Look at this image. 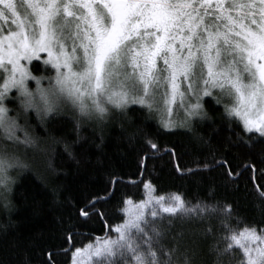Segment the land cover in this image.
Listing matches in <instances>:
<instances>
[{
  "label": "snow or ice",
  "instance_id": "6c2138e0",
  "mask_svg": "<svg viewBox=\"0 0 264 264\" xmlns=\"http://www.w3.org/2000/svg\"><path fill=\"white\" fill-rule=\"evenodd\" d=\"M33 61L55 74L35 75ZM205 97L223 104L229 127L264 137V0H0V204L10 210L11 173L26 167L10 145L34 143L31 119L43 125L71 107L78 131L80 117L105 121L138 104L170 129L177 98L186 114L181 126L210 119ZM236 135L237 143L244 139ZM225 171L237 175L230 164ZM141 183L147 199H124L122 222L109 225L115 235L75 247L71 264H195L194 252L164 241L174 221L212 218L220 232L211 246L216 264H264V226L239 227L230 204L190 205L179 194L153 195L151 183ZM98 199L79 215L107 223ZM67 231L71 241L72 227ZM48 261L57 264L51 252Z\"/></svg>",
  "mask_w": 264,
  "mask_h": 264
},
{
  "label": "trees",
  "instance_id": "16d2710c",
  "mask_svg": "<svg viewBox=\"0 0 264 264\" xmlns=\"http://www.w3.org/2000/svg\"><path fill=\"white\" fill-rule=\"evenodd\" d=\"M30 68L37 75L54 72L41 61H33ZM205 109L210 119H192L170 129L162 127L159 115L150 116L146 106L138 104L129 105L126 116L116 112L105 121L80 117L78 131L74 118L78 115L72 112L53 116L43 125L31 119L38 149L15 150L26 167L14 177L10 210L0 204V264H49V252L57 264H70L75 247L106 233L115 235L109 225L122 222V201L145 197L141 181L151 183L156 196L179 194L190 205L230 204L234 222L238 219L241 228L264 226V197L260 196L264 137L243 133L236 124L229 127L224 107L211 97H205ZM238 132L244 139L237 143ZM149 139L158 144L157 149L150 148ZM65 144L70 145L68 151ZM223 160L237 175L227 176L229 164L220 166ZM177 164L183 171L177 170ZM93 197L102 198L96 207L105 212L107 223L97 216L79 215ZM217 225L216 218L174 221L164 242L194 252L195 264H216L211 246L220 235ZM209 226L214 229L211 235L204 231ZM69 227L71 241L67 240ZM178 232L183 235L174 240Z\"/></svg>",
  "mask_w": 264,
  "mask_h": 264
},
{
  "label": "rangeland",
  "instance_id": "374dc122",
  "mask_svg": "<svg viewBox=\"0 0 264 264\" xmlns=\"http://www.w3.org/2000/svg\"><path fill=\"white\" fill-rule=\"evenodd\" d=\"M42 62V61H41ZM43 63V62H42ZM48 66H50V65H48ZM51 67V66H50ZM53 71H54V69H53ZM55 73L53 72V74L52 75H54ZM35 75H37V74H35ZM43 76H45V77H47L46 75H44L43 74ZM31 83V86L32 87H35V83L34 82H30ZM44 83L46 84L47 83V81H44ZM161 92L163 91V89H161L160 90ZM212 98V97H211ZM156 99H157V101L159 102V107L160 108H163V103H162V100H161V97L158 95L157 97H156ZM213 99V98H212ZM222 106H223V104H221ZM172 107H173V115H172V119L175 121V124H176V126H178V125H181V121H184L185 120V116H186V114H185V111H184V109L182 108V107H180L179 106V98H177V101H176V103L175 104H173L172 105ZM64 112H72V113H75L76 115H78V113H76V112H74V110L73 109H71V107H65V110H64ZM155 112V111H154ZM158 115V114H157ZM95 119V118H94ZM187 124V123H186ZM22 135V134H21ZM30 147V148H35L36 150L38 149L37 147V142L35 141V145H34V143H32V144H27V145H25V144H22V143H20V144H13V145H10V151H13L18 157H19V159H20V161L24 164V161H23V158H21V156H19L18 154H19V152H16L15 150L16 149H18L19 148V151H21V149H26L27 147ZM25 165V164H24ZM23 168V167H22ZM21 170V168H16V169H14L13 171H12V173H11V175L13 176V178L16 176V174H17V172H19ZM148 191L149 190H147L146 189V194H145V197L143 198V199H147V196H148ZM152 194L154 195V193L152 192ZM165 197H169V196H165ZM142 199V200H143ZM134 202V201H133ZM136 202H139V201H136ZM71 264V263H70Z\"/></svg>",
  "mask_w": 264,
  "mask_h": 264
}]
</instances>
